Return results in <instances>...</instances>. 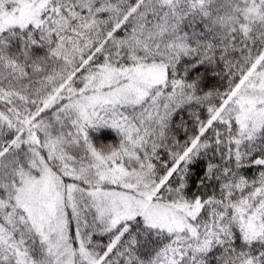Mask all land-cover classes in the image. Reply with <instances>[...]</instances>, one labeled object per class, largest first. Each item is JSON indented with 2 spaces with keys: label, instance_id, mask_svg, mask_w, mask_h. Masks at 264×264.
<instances>
[{
  "label": "snow or ice",
  "instance_id": "1",
  "mask_svg": "<svg viewBox=\"0 0 264 264\" xmlns=\"http://www.w3.org/2000/svg\"><path fill=\"white\" fill-rule=\"evenodd\" d=\"M0 264H264V0H0Z\"/></svg>",
  "mask_w": 264,
  "mask_h": 264
},
{
  "label": "trees",
  "instance_id": "2",
  "mask_svg": "<svg viewBox=\"0 0 264 264\" xmlns=\"http://www.w3.org/2000/svg\"><path fill=\"white\" fill-rule=\"evenodd\" d=\"M214 82H215L214 80H210L209 86ZM89 135L93 143L96 145L108 144V143L115 144L118 142V136H117L116 131L109 127H99L94 130H90ZM201 171H202V168L199 164L194 166V178H195V175H198Z\"/></svg>",
  "mask_w": 264,
  "mask_h": 264
},
{
  "label": "clouds",
  "instance_id": "3",
  "mask_svg": "<svg viewBox=\"0 0 264 264\" xmlns=\"http://www.w3.org/2000/svg\"><path fill=\"white\" fill-rule=\"evenodd\" d=\"M112 143H108V144H101V145H111Z\"/></svg>",
  "mask_w": 264,
  "mask_h": 264
}]
</instances>
